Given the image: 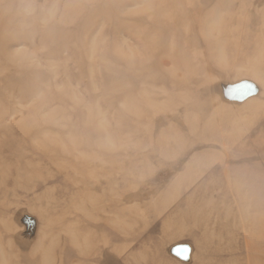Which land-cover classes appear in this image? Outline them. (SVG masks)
<instances>
[{"label":"rangeland","instance_id":"rangeland-1","mask_svg":"<svg viewBox=\"0 0 264 264\" xmlns=\"http://www.w3.org/2000/svg\"><path fill=\"white\" fill-rule=\"evenodd\" d=\"M263 49L264 0H0V264H264Z\"/></svg>","mask_w":264,"mask_h":264},{"label":"bare ground","instance_id":"bare-ground-1","mask_svg":"<svg viewBox=\"0 0 264 264\" xmlns=\"http://www.w3.org/2000/svg\"><path fill=\"white\" fill-rule=\"evenodd\" d=\"M11 1H12V0H11ZM20 3H21V2H20ZM237 33H238V32H237ZM239 34H240V33H239ZM240 38H241V37H240ZM235 42H236V41H235ZM235 42H234V44H235ZM259 43H260V42H259ZM79 44H80V43H79ZM96 44H97V43H96ZM256 44H257V43H256ZM260 44H262V43H260ZM81 45H82V44H81ZM235 45H236V44H235ZM235 45H234V46H235ZM237 45H238V44H237ZM91 46H92V45H91ZM258 46H259V45H258ZM258 46H256L257 49L259 48ZM81 47H82V46H81ZM236 47H237V46H236ZM256 47H255V48H256ZM62 48H63V47H62ZM228 48H229V47H228ZM261 48H263L262 45H261ZM261 48H260V49H261ZM54 49H55V48H54ZM85 49H86V48H85ZM87 49H88V47H87ZM258 50H259V49H258ZM263 50H264V49H263ZM259 51H261V50H259ZM87 52H88V51L86 50V53H87ZM89 52H90V51H89ZM221 52H222V51H221ZM53 53H54V52H53ZM255 54H256V53H255ZM255 54H254V55H255ZM256 55H258V52H257ZM256 55H255V56H256ZM56 57H57V56H56ZM89 57H90V53H89ZM29 58H30V57H29ZM31 58H32V56H31ZM42 59H43V58H42ZM45 59H46V58H45ZM56 59H57V58H56ZM58 59H59V58H58ZM221 59H222V57H221ZM32 60H33V59H32ZM130 60H132V59H130ZM222 60H224V59H222ZM25 61H26V60H25ZM28 61H29V60H28ZM33 61H34V60H33ZM48 61H49V60H48ZM100 61H101V60H100ZM29 62H30V61H29ZM36 62H37V61H36ZM106 62H107V61H106ZM132 62L134 63V61H132ZM37 63H38V62H37ZM46 63H47V62H46ZM103 63H105V62H103ZM107 63H108V62H107ZM224 63H226V62H224ZM227 63H229V62H227ZM8 64H9V63H8ZM14 64H15V63H14ZM26 64H27V63H26ZM105 64H106V63H105ZM39 65H40V64H39ZM48 65H49V63H48ZM101 65H102V63H101ZM112 65H113V64H112ZM15 66H16V64H15ZM24 66H26V65L24 64ZM29 66H30V65H29ZM51 66H52V65H51ZM55 66H56V65H55ZM103 66H105V65L103 64ZM107 66H109V65H107ZM220 66H222V65H220ZM16 67H17V66H16ZM19 67H20V66H19ZM30 67H32V66H30ZM35 67H36V66H35ZM35 67H33V68L35 69ZM37 67H38V65H37ZM52 67H53V66H52ZM52 67H51V68H52ZM105 67H106V66H105ZM20 68H21V67H20ZM26 68H28V67L26 66ZM54 68H55V67H53L52 69H54ZM109 68H110V67H109ZM109 68H107V69H109ZM37 69H39V67L36 68V70H37ZM262 69H263V66H262ZM21 70H22V69H21ZM27 70H28V69H27ZM103 70H104V69L102 68V71H103ZM142 70H143V69H141V71H142ZM105 71H106V70H105ZM105 71H104V72H105ZM108 71H109V70H108ZM143 71H144V70H143ZM143 71H142V72H143ZM35 72H36V71H35ZM35 72H34L33 75H35ZM37 72H38V71H37ZM37 72H36V73H37ZM138 72H139V71H138ZM138 72H137V74H138ZM144 72H145V71H144ZM255 72H256V71H255ZM26 73H27V71H26ZM38 73H39V72H38ZM56 73H57V72H56ZM102 73H103V72H102ZM149 73L152 74V72H149ZM259 73H260V72H259ZM261 73H262V72H261ZM262 74H263V73H262ZM103 75H105V74H103ZM154 75H155V74H154ZM27 76H28V75H27ZM38 76H39V75H38ZM38 76H37V77H38ZM54 76H55V75H54ZM106 76H107V75H106ZM31 77H32V76H31ZM39 77H40V76H39ZM39 77H38V78H39ZM46 78H47V77H46ZM59 78H60V76H59ZM262 78H263V77H262ZM28 79L31 80V78H28ZM39 79H40V78H39ZM47 79H48V78H47ZM30 80H26V81H27V82H30ZM32 80H33V79H32ZM35 81H36V80H35ZM263 81H264V80H263ZM31 82H32V81H31ZM31 82H30V83H31ZM36 82H38V79H37ZM41 82H42V81H41ZM254 82H255V81H254ZM30 83H29V85H30ZM39 83H40V82H39ZM39 83H38L37 85H39ZM48 83L50 84L51 82L49 81ZM26 85H27V84H26ZM56 85H60V84L57 83ZM6 86H7V85H6ZM54 86H55V85H54ZM29 87L31 88V86H29ZM41 87H42V86H40V88H41ZM9 88H10V87H9ZM30 88H29V90H30ZM263 88H264V87H263ZM53 89H54V88H53ZM47 90L49 91V88H47ZM58 90H59V89H58ZM58 90H57V91H58ZM9 91H10V90H9ZM42 91H43V90H42ZM42 91H41V92H42ZM52 91H53V90H52ZM52 91L50 92V94L52 93ZM34 92H35V91H34ZM6 93H8V92L6 91ZM11 93H12V92H11ZM11 93H10V94H11ZM45 93H46V92H45ZM47 93H48V92H47ZM55 93H56V92H55ZM61 94H62V93H61ZM31 95H33L32 92H31ZM11 96H12V95H11ZM37 98H38V97H37ZM48 102H49V101H48ZM50 102H51V101H50ZM60 102H61V101H60ZM57 105H58V104H57ZM79 106H81V105H78V107H79ZM52 107H53V106H52ZM83 107H84V106H83ZM83 107H82V108H83ZM54 108H55V107H54ZM79 108H80V107H79ZM47 109H48V108H47ZM84 109H86V108H84ZM57 110H58V109H57ZM89 110H90V109H89ZM52 111H53V109H52ZM42 112H43V111H42ZM49 113H50V112H49ZM53 113H54V112H53ZM213 116H214V115H213ZM61 118H62V117H61ZM61 118H60V119H61ZM55 121H56V120H55ZM57 121H59V120H57ZM58 124H60V122H59ZM42 129H43V128H42ZM40 130H41V129H40ZM43 131H44V130H43ZM43 131H42V132H43ZM45 131H46V130H45ZM37 133H38V132H37ZM102 137H103V136H102ZM102 137H100V138H102ZM100 138H99V139H100ZM104 138H105V137H104ZM104 138H103V139H104ZM109 138H110V137H109ZM99 139H97V140H99ZM103 139H102V140H103ZM107 139H108V138H107ZM97 140H96V142H97ZM99 144H100V143H99V141H98L97 146H99ZM102 144L104 145V143H102ZM67 147H68V146H67ZM100 147H102V146H100ZM100 147H99V148H100ZM64 148H65V147H64ZM114 148H115V147H114ZM107 149H108V148H107ZM108 150H109V149H108ZM108 150H107V151H108ZM119 150H122V149H119ZM123 150H124V149H123ZM63 151H64L65 153H62ZM66 151H67V150H66ZM66 151L63 149V150L61 151V153H62V154H65V155H66V154L68 155V152H66ZM75 151H76V150H75ZM123 152H124V151H123ZM72 153H76V152H73V151H72ZM10 239H11V238H10ZM3 241H4V239H3ZM16 247H17V246H16ZM0 250H1V249H0ZM22 253H23V252H22ZM27 253H28V252H27ZM27 253H26V254H27ZM12 254H13V253H12ZM12 254H11V255H12ZM21 257L23 258V256H21ZM9 261H10V260H9ZM16 261H17V260H16ZM8 263H9V262H8ZM5 264H6V263H5ZM10 264H11V262H10Z\"/></svg>","mask_w":264,"mask_h":264},{"label":"water","instance_id":"water-1","mask_svg":"<svg viewBox=\"0 0 264 264\" xmlns=\"http://www.w3.org/2000/svg\"><path fill=\"white\" fill-rule=\"evenodd\" d=\"M255 91V88L252 87L250 84L243 83L235 88V91L232 94V98L242 101L247 97L254 95ZM176 251H178V254H180L182 257H187L189 254L188 248H178L176 249Z\"/></svg>","mask_w":264,"mask_h":264}]
</instances>
